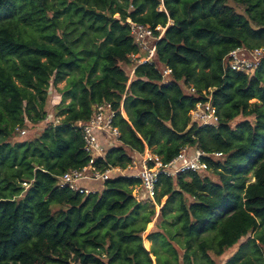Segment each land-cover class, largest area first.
<instances>
[{
  "label": "trees",
  "instance_id": "16d2710c",
  "mask_svg": "<svg viewBox=\"0 0 264 264\" xmlns=\"http://www.w3.org/2000/svg\"><path fill=\"white\" fill-rule=\"evenodd\" d=\"M236 2L244 14L227 0H0V264H219L236 247L226 264H264V61L249 76L224 67L236 48H264V0ZM73 16L77 33L66 29ZM128 19L166 28L154 63L134 65L132 79L126 66L140 48ZM52 87L60 124L12 144L50 114ZM209 95L218 128L191 123ZM104 101L121 144L97 160L101 169L126 168L147 142L164 163L185 147L224 155L208 161L217 180L161 176L150 251L143 234L156 206L133 197L138 179L113 177L87 196L57 185L88 164L75 124Z\"/></svg>",
  "mask_w": 264,
  "mask_h": 264
},
{
  "label": "built area",
  "instance_id": "2783aa9c",
  "mask_svg": "<svg viewBox=\"0 0 264 264\" xmlns=\"http://www.w3.org/2000/svg\"><path fill=\"white\" fill-rule=\"evenodd\" d=\"M159 12H164L163 3L158 8ZM130 25V34L134 42L140 48V53L131 55V60H139V64H153L156 58V45L163 37L166 28L158 26L155 30L150 25L133 23L127 20ZM156 33H159L156 35ZM141 53L145 55L141 57ZM264 61V48L250 49L247 47H239L232 50L224 59V67L227 70L242 73L246 76L251 75L258 70ZM171 74L170 69L163 71V78L166 79ZM130 83V81H129ZM129 85V84H128ZM189 94H196L194 87L188 89ZM212 92V89L209 90ZM206 92H204V95ZM206 103L200 102L191 111L190 118L192 124L200 127H215L220 124V117L217 109L212 104V96L209 95ZM124 102L121 103L120 113L128 120L124 109ZM117 111L111 102L104 101L93 107V113L89 120L78 121L75 126L81 130L84 142V151L90 157L87 165L80 169H71L58 178V187L68 189L81 195H90L102 192L99 189L85 187L84 183H95L102 186L113 177H130L140 181L138 186L133 188V197L140 203L151 202L158 207L156 198L159 194V182L161 176L175 179L183 173H197L205 177L210 171L209 160L222 158L223 153L214 152L207 153L199 147H185L177 157L168 163H164L162 158L152 153L148 146L143 154L132 152L131 162L126 168L108 167L101 169L97 166V160L103 159L106 155L108 147L105 143L114 141L115 146L121 144L120 129L114 125V119ZM62 118L49 114L45 121L41 124L51 123L59 125ZM22 135L26 136L28 131L25 129H17ZM255 181V180H254ZM252 181V182H254ZM24 186H27L25 183ZM72 264H79L73 262Z\"/></svg>",
  "mask_w": 264,
  "mask_h": 264
},
{
  "label": "rangeland",
  "instance_id": "374dc122",
  "mask_svg": "<svg viewBox=\"0 0 264 264\" xmlns=\"http://www.w3.org/2000/svg\"><path fill=\"white\" fill-rule=\"evenodd\" d=\"M227 1L238 12L244 14V12H245L244 7L242 5H240L239 3H237L236 0H227ZM64 19H65L64 16H61L60 17V20L61 21H63ZM115 19L120 20V15L119 14L115 15ZM77 20H78V17L77 16H73L71 24L66 25V29L68 31L74 30L75 31L74 33H77L78 32L77 30L81 31L83 27L78 24ZM89 36H92V32H89ZM144 55H145L144 53H141V57H143ZM131 61L133 62V66H131V65L126 66V71L129 73L130 79L133 78V74H134V70H135L134 69L135 68L134 65L139 64V60H131ZM66 85H67V81H63L57 87L59 89H63ZM60 100H61L60 93H58V91L55 88L52 87L51 90H50V92H49L48 105H47V109H48V111H49L50 114L53 113L55 115V107L60 102ZM256 102H257L256 100H252L250 103L251 104H254ZM43 128H44L43 125L30 126L29 128H26L25 129V130L28 131V134L26 136H22L19 133V135H15L10 140V142L12 144H14V143H20V142L32 140V139H34L35 137H37L40 134V132H41V130ZM17 133H18V131H17ZM105 144H106V146L108 148H112V147H114L116 145V143L114 141H108ZM206 176H211V179L212 180H217V177L215 175H213L212 172L211 173L208 172V174L205 175V177ZM248 178L250 179V181H254V179L252 178V172L248 175ZM102 188L103 189L106 188L105 183L102 184ZM163 202H165V199L163 200ZM148 203H150V202H148ZM160 209H161V207H159V206L157 207L156 206V209H155V211H156V219L154 220V222H152V223H150V224L147 225L146 231L143 234V244H144V247H145V244H146V241H147L148 244H146V245H148V247L147 248L145 247V248L147 250H149V251L152 248V243L150 241H148L147 238H148V235L150 234L151 230L153 229L154 223L157 221V217L159 215ZM156 231L158 232V230H156ZM154 246H157V245L156 244H153V247ZM236 251H237V247L236 248H233V249H230L222 257L216 258V260L218 261L219 264H226L230 260V258L236 253Z\"/></svg>",
  "mask_w": 264,
  "mask_h": 264
},
{
  "label": "crops",
  "instance_id": "0c3cea01",
  "mask_svg": "<svg viewBox=\"0 0 264 264\" xmlns=\"http://www.w3.org/2000/svg\"><path fill=\"white\" fill-rule=\"evenodd\" d=\"M85 187H89V188H93V189H99V190H103L102 186L99 184H95V183H84Z\"/></svg>",
  "mask_w": 264,
  "mask_h": 264
},
{
  "label": "water",
  "instance_id": "95a60500",
  "mask_svg": "<svg viewBox=\"0 0 264 264\" xmlns=\"http://www.w3.org/2000/svg\"><path fill=\"white\" fill-rule=\"evenodd\" d=\"M153 112L155 113V110H154ZM146 144H147V146H148L149 142H147Z\"/></svg>",
  "mask_w": 264,
  "mask_h": 264
}]
</instances>
